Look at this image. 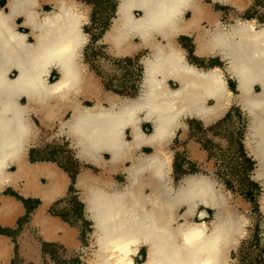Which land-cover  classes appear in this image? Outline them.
Here are the masks:
<instances>
[{
  "label": "bare ground",
  "instance_id": "1",
  "mask_svg": "<svg viewBox=\"0 0 264 264\" xmlns=\"http://www.w3.org/2000/svg\"><path fill=\"white\" fill-rule=\"evenodd\" d=\"M216 1L239 10L246 5ZM50 2L53 8L46 11ZM84 7L78 0H7L5 10L0 6L1 223L13 225L23 213L19 200L1 193L12 187L41 200L34 223L45 238L76 234L46 212L64 196L69 178L54 162L30 161L28 150L50 141L40 139L36 117L44 128L56 125L53 137L68 136L77 157L99 169H82L76 179L93 224L87 264H136L142 249L140 264H227L244 235L243 217L228 207L212 176L187 175L174 184L169 144L184 128L182 119L211 124L239 104L248 117L245 144L257 162L255 178L264 188V25L238 19L222 26L199 0H119L103 38L109 52L132 55L140 46L149 52L142 58L141 92L130 98L105 92L88 75ZM185 34L194 36L198 51H217L227 61L238 94L218 66L202 70L186 61L177 43ZM53 70L58 77L50 82ZM83 98L93 104L85 106ZM143 122L152 124L150 133ZM146 147L150 152H143ZM117 172L125 174L124 183L112 178ZM261 202L264 211V192ZM206 208L216 210L213 221L205 220ZM196 214L201 222L191 221ZM6 240L0 236V264L11 256Z\"/></svg>",
  "mask_w": 264,
  "mask_h": 264
},
{
  "label": "rangeland",
  "instance_id": "2",
  "mask_svg": "<svg viewBox=\"0 0 264 264\" xmlns=\"http://www.w3.org/2000/svg\"><path fill=\"white\" fill-rule=\"evenodd\" d=\"M5 1L2 0L1 4L4 5ZM81 1L85 4L84 8L87 14L83 30L88 35V42L82 54L88 75L99 83L105 92L131 97L138 95L143 75L140 58L146 54V51L135 57L117 56L111 54L108 45L101 40L116 16V6L119 0ZM48 8L51 9L50 6ZM227 10L222 20L231 22L230 14L235 9L228 6ZM248 11H253V15L244 16V18H255L261 25L264 24V0L256 1ZM180 40L185 43L186 48L194 45L193 39L188 36H181ZM188 58L191 63L195 64L193 56ZM219 66L223 67L224 65L219 63ZM56 77H58V73L54 70L51 80ZM229 84L231 90L238 94L235 81L230 78ZM172 85L175 86L173 83ZM85 104L92 105L93 103L86 101ZM183 121L187 127L181 128L169 144V149L173 152L171 174L174 182L178 184L185 176L194 174L212 176L219 181L228 207L243 217L245 230L239 244L231 249L227 264H263V261L260 262V247L261 245L264 247V211L261 202L264 188L261 182L255 178L257 162L245 144L248 132L246 113L236 103H233L223 117L211 124H204L196 118H185ZM37 123L40 125L39 121ZM144 129L146 132L152 131L150 124H146ZM43 131L46 132L47 138L56 132L54 130L52 133V130L47 128H44ZM198 152H201L202 156H197ZM30 153L32 161H54L70 173L72 184L66 196L60 199L62 208L60 205H55L54 209L58 207L63 211L64 219L77 230L80 239L77 249H71L59 243H42L40 264H87L86 260L92 246L93 228L92 222L87 217L85 206L79 197V191L74 184L77 174L82 168H91L94 172H99V169L76 158L75 148L63 135L51 138L44 146L33 148ZM125 177V174L121 172L115 174V179L120 183L126 181ZM17 195L20 197L19 200L24 203L27 201L30 207L39 203L38 200L31 201ZM203 208V206H199V210ZM206 210L208 217L205 220L213 221L216 210L208 208ZM184 211L182 209L180 213L183 214ZM190 219L194 220L193 222L203 220L197 214ZM179 222H183V220L179 219ZM2 230L4 229L0 227V234L11 236L15 243L12 264H33L24 261L19 253L21 248L19 239L22 234H28L38 243L41 240L38 230L31 225L30 215L27 214L20 218L18 225L15 228L7 229V233ZM1 237L6 238L5 236ZM256 237L260 239V245L256 244ZM144 257L145 251L142 249L135 257V263H142Z\"/></svg>",
  "mask_w": 264,
  "mask_h": 264
},
{
  "label": "crops",
  "instance_id": "3",
  "mask_svg": "<svg viewBox=\"0 0 264 264\" xmlns=\"http://www.w3.org/2000/svg\"><path fill=\"white\" fill-rule=\"evenodd\" d=\"M1 1L2 0H0V6L1 7H4V10H5V7H6V2H7V0L5 1V4L3 5V4H1ZM78 1H80V2H82L83 3V6H85V4H84V2L83 1H81V0H78ZM251 4H252V1H251ZM51 7V9L50 8H48V7ZM118 7H119V1H118V4H117V6H116V16L118 15ZM52 8H53V6H52V2H50V3H48L47 5H44V9L46 10V11H51L52 10ZM115 16V17H116ZM114 17V18H115ZM113 18V19H114ZM113 21V20H112ZM19 22H20V24H22V22H23V18H20L19 19ZM86 24V23H85ZM112 25V24H111ZM111 25H110V27H111ZM232 25V24H231ZM85 26V25H84ZM83 26V27H84ZM263 26V25H262ZM109 27V28H110ZM25 28V27H24ZM108 28V29H109ZM26 29V32H28L29 30L27 29V28H25ZM84 31V30H83ZM106 33V32H105ZM105 35V34H104ZM104 35H103V37H102V41H103V38H104ZM192 35V34H191ZM194 37V36H193ZM133 41H134V39H133ZM136 41L137 42H135L134 41V43H138L139 41H138V39H136ZM104 42V41H103ZM105 43V42H104ZM87 44V43H86ZM106 44V43H105ZM85 47V46H84ZM84 47H83V49H84ZM141 47H143V46H140L139 48H137V50L132 54V55H124L123 57H135V56H139V54L141 53V52H143V51H141V52H137ZM83 49H82V52H83ZM108 50H109V46H108ZM118 56V55H117ZM82 58H83V54H82ZM54 71V70H53ZM53 71H52V73H53ZM50 78H52V75H51V77ZM57 78V77H56ZM231 77H227V79H230ZM232 79V78H231ZM55 80V79H54ZM54 80H52V81H54ZM234 80V79H233ZM142 84H143V77H142ZM173 82V81H172ZM171 83V82H170ZM173 83H175V82H173ZM236 83V82H235ZM176 85L174 86V85H170V86H172L173 88H177L178 86H177V83H175ZM228 86H229V88H230V84H229V80H228ZM258 88V87H257ZM256 88V89H257ZM141 89H142V87H141ZM231 89V88H230ZM258 90H259V88H258ZM232 91V90H231ZM141 92V90L139 91V93ZM233 92V91H232ZM114 93V92H113ZM139 93H138V95H139ZM115 94H117V93H115ZM117 95H120V94H117ZM138 95H136L135 97H137ZM120 96H124V95H120ZM125 97H130V98H135V97H131V96H125ZM82 100H84V98L82 99ZM86 101H89V100H86L85 99V102ZM85 102H83L84 103V105L85 106H91V105H88V104H85ZM91 102V101H90ZM241 109H242V107L239 105V104H237ZM243 110V109H242ZM244 111V110H243ZM245 112V111H244ZM68 114V113H67ZM195 118V117H194ZM185 119V118H184ZM196 119H198V118H196ZM199 120V119H198ZM182 121H183V119H182ZM201 121V120H200ZM184 122V121H183ZM202 122V121H201ZM150 124V126H151V130H152V124L151 123H149V122H143L142 124ZM142 124H141V128H142V130H144L145 132H146V130L145 129H143V127H142ZM184 124H185V122H184ZM205 124V123H204ZM185 127H187V124H185ZM51 128H53V127H51ZM51 128H47V129H50V130H52V133L54 132V129L57 131V128H56V125H55V127L53 128V129H51ZM43 129H44V127H43ZM179 131V130H178ZM177 131V132H178ZM46 133V132H45ZM55 133H57V132H55ZM54 133V134H55ZM147 133H150V132H147ZM53 134V135H54ZM53 135H51V137L50 138H47V136H46V134L45 135H43V138H42V140L43 139H45V140H47V139H51L52 137H53ZM46 136V137H45ZM63 136H65V137H67L68 138V136H66V135H63ZM41 139V138H40ZM69 139V138H68ZM70 142H71V140H69ZM49 142V141H48ZM47 142H43L42 143V141H40L39 142V145H44V144H46ZM72 145V144H71ZM73 147V146H72ZM74 148V147H73ZM146 148H148V147H146ZM31 149V148H30ZM30 149L28 150V157L30 158ZM145 149V148H144ZM150 149V148H149ZM194 149H196L195 148V146H194ZM199 154L201 153V152H198ZM75 154H76V150H75ZM197 155V154H196ZM197 156H202V153H201V155H197ZM103 157H105L106 159H108V155H104ZM76 158H78L77 157V155H76ZM79 159V158H78ZM79 160H81V159H79ZM172 160H173V158H172ZM32 161V160H31ZM38 161H49V160H37V161H32V162H38ZM81 161H83V160H81ZM50 162H54V161H50ZM83 162H85V161H83ZM55 163V162H54ZM88 163V162H87ZM56 164V163H55ZM60 169H62L66 174H67V176H68V178H69V184H68V186H67V188H66V192H65V194H64V196H66V194L68 193V191H69V188H70V186H71V184H72V179H71V176H70V173L67 171V170H65L64 168H62V167H60L58 164H56ZM94 166V165H93ZM82 169H89V170H91V171H93L91 168H82ZM81 169V170H82ZM80 170V171H81ZM80 173V172H79ZM98 173V172H97ZM77 176H78V174H77ZM171 176H172V174H171ZM112 178L115 180V181H117L116 179H115V175L114 176H112ZM76 179H77V177H76ZM172 180H173V177H172ZM117 182H119V181H117ZM120 183V182H119ZM173 183L174 184H176L175 182H174V180H173ZM74 186L76 187V180H75V184H74ZM10 188V189H9ZM77 188V187H76ZM6 189V190H5ZM4 190H2L1 191V193H2V195H10V194H7V192H9V191H13V192H16L17 194H19V192L17 191V189L15 190V188H12V187H6ZM77 190L79 191V189L77 188ZM80 193V192H79ZM20 195V194H19ZM10 196H12V195H10ZM63 196V197H64ZM13 197H15V196H13ZM80 197V196H79ZM17 200H19L17 197H15ZM25 199H30L31 201H34V200H38L39 201V203L38 204H34V205H32L31 207H30V205L28 206V204H26V203H24L23 201H21V200H19L20 201V203H21V205H22V207H23V213L20 215V216H18L17 218H16V220H15V223L13 224V225H9V226H7V225H3L2 223H1V221H0V227L2 228V229H6V231H7V229H10V228H15V226L16 225H18V222H19V220H20V218H22V217H24L25 215H30V221H31V225L33 226V227H35L37 230H38V232H39V236H40V241H39V243L38 242H35V240L31 237V236H29L28 234H22L21 235V238L19 239V242H20V244H21V248H20V257L24 260V261H27V262H32L33 264H40L41 263V252H42V243H47V244H52V243H59V244H61V245H64V246H66V247H68V248H71V249H77L78 247H79V244H80V239H79V234H78V232H77V230L75 229V231H76V234L75 235H73L72 237H71V239H64L63 237H64V234H59V236L57 235L55 238H52V239H47V238H45V236L42 234V232H41V229H40V227L39 226H37L35 223H34V214H35V212L37 211V209L41 206V200L40 199H37V198H35V197H24ZM81 199V198H80ZM58 200H60V199H58ZM57 199H56V201H54L48 208H47V210H46V212H47V214H49V216L51 215L52 217H56V218H58L59 219V221H61V222H63V223H65V224H67V226H69V227H71V228H73L72 226H70L69 224H68V222L62 217V216H59V215H55V214H53L52 213V211H51V209H52V206L54 205V203L55 202H57L58 201ZM84 204V203H83ZM84 206H85V204H84ZM85 211H86V208H85ZM90 220V219H89ZM92 226H93V224H92ZM0 236H5L7 239H8V242H9V244H10V246H11V256H10V258H9V261H8V264H12L13 263V256H14V253H15V243L12 241V239H11V236H9V235H6V234H0Z\"/></svg>",
  "mask_w": 264,
  "mask_h": 264
},
{
  "label": "flooded vegetation",
  "instance_id": "4",
  "mask_svg": "<svg viewBox=\"0 0 264 264\" xmlns=\"http://www.w3.org/2000/svg\"><path fill=\"white\" fill-rule=\"evenodd\" d=\"M199 1L201 3H203L204 5H208V7L210 8V11L215 15V20H218L222 24V26L227 27L228 25L234 24L238 19L241 20V21L254 23L256 25V27H260V26L264 25V24L261 25L260 22L257 19H255V18H251V19L244 18V16L250 17L251 15H253V11H248V10L258 0H246V5L243 7L242 10H239L237 7L233 6L230 3H223V2H220V1H216V0H199ZM251 1H252V4H251ZM228 6H231V7H233L235 9V11L231 12V14H230L231 22H226V21L222 20L223 15L226 14L227 11H228L227 10ZM18 25H20V22H18ZM202 27H204L205 29H211L212 28L211 25L208 24V22H203ZM18 28H19V31L26 32V29L24 27H18ZM181 36H188V37L192 38L194 45L190 46V47L188 46V48H186L185 43L182 40H180ZM134 41L137 42L136 38L134 39ZM177 43L185 51V59H186V61L188 63H190V64L194 65L195 67H197L198 69H202V70H207V69H210V68L218 66L224 72L225 77H232L229 74V72L226 71L227 61H225L219 55V53L217 51H215V52H211V51L200 52V51H198V46H197V44L195 42V39H194L193 35H191V34L180 35L177 38ZM189 50H190V52H189ZM141 51H146V54L144 56H141V58H140V62L142 63V58L146 57L147 55H149V52H148L147 47H144V46L141 47L137 52L139 53ZM187 55H188V57H191V56L194 57L193 59H194L195 64H193V63H191L189 61V58L187 57ZM219 63L220 64L222 63L224 66L223 67L219 66ZM142 65H143V63H142ZM205 67H207V68H205ZM143 68H144V66H143ZM143 73H144V69H143ZM14 75L15 74H12V75H10V77H14ZM142 77H143V75H142ZM49 81L50 82L52 81L51 78L49 79ZM141 81H142V79H141ZM172 83L173 82H171L170 85H172ZM173 84H175V83H173ZM141 87H142V82L140 84V90H141ZM257 90H258V88H257ZM65 117L67 118L68 116L66 115ZM38 121L39 120L35 117L34 118V122L36 123L37 126L40 127V138L42 139L43 135H45L46 133L43 131L42 124L40 122H39L40 125L37 123ZM145 125H146L145 123L142 124L143 129H144ZM39 146H44V145H39V144L35 145V146H33L30 149V151L33 148H36V147H39ZM146 149H149V148L142 149L143 152H145V153L150 152V149L148 151H145ZM29 154H30V157H31V153H29ZM62 198H59V199H62ZM58 202H60V200H58L56 203H54V205L52 206L51 211H52L53 214L62 216L64 218V214H63L62 210L58 209V207H56V209H54L55 205H57V206L60 205V208H62L61 202L60 203H58ZM52 218H56V217H52ZM56 219H58V218H56Z\"/></svg>",
  "mask_w": 264,
  "mask_h": 264
},
{
  "label": "trees",
  "instance_id": "5",
  "mask_svg": "<svg viewBox=\"0 0 264 264\" xmlns=\"http://www.w3.org/2000/svg\"><path fill=\"white\" fill-rule=\"evenodd\" d=\"M7 194H10V195L15 196V197H17V198H20V197H18V195H17L15 192H13V191H9ZM25 203L27 204V201H25ZM2 232L7 233L6 230H2ZM255 239H256V244L260 245V244H261L260 239H259L258 237H256ZM260 250H261V256H260L261 259H260V262L263 261V264H264V247H262V245H261V247H260Z\"/></svg>",
  "mask_w": 264,
  "mask_h": 264
},
{
  "label": "water",
  "instance_id": "6",
  "mask_svg": "<svg viewBox=\"0 0 264 264\" xmlns=\"http://www.w3.org/2000/svg\"><path fill=\"white\" fill-rule=\"evenodd\" d=\"M30 159V158H29ZM30 161H31V159H30ZM6 190V189H5Z\"/></svg>",
  "mask_w": 264,
  "mask_h": 264
}]
</instances>
